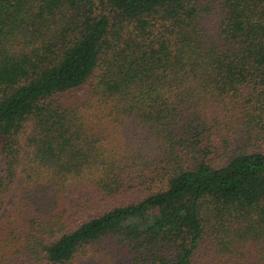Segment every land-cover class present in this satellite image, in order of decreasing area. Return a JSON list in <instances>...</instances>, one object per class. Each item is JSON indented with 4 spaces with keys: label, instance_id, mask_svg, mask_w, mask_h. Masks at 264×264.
Wrapping results in <instances>:
<instances>
[{
    "label": "trees",
    "instance_id": "1",
    "mask_svg": "<svg viewBox=\"0 0 264 264\" xmlns=\"http://www.w3.org/2000/svg\"><path fill=\"white\" fill-rule=\"evenodd\" d=\"M0 264H264V0H0Z\"/></svg>",
    "mask_w": 264,
    "mask_h": 264
},
{
    "label": "rangeland",
    "instance_id": "2",
    "mask_svg": "<svg viewBox=\"0 0 264 264\" xmlns=\"http://www.w3.org/2000/svg\"><path fill=\"white\" fill-rule=\"evenodd\" d=\"M83 92H84V90L82 89V90H79L77 93L82 94Z\"/></svg>",
    "mask_w": 264,
    "mask_h": 264
}]
</instances>
